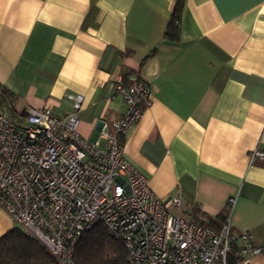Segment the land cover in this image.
Listing matches in <instances>:
<instances>
[{
  "label": "crops",
  "instance_id": "obj_1",
  "mask_svg": "<svg viewBox=\"0 0 264 264\" xmlns=\"http://www.w3.org/2000/svg\"><path fill=\"white\" fill-rule=\"evenodd\" d=\"M175 0H0V81L17 110H71L79 131L125 111L116 80L142 79L151 103L124 154L159 197L179 194L264 248V0H186L180 38H165ZM16 223L0 209V236ZM239 264V263H238ZM264 264V249L252 258Z\"/></svg>",
  "mask_w": 264,
  "mask_h": 264
},
{
  "label": "built area",
  "instance_id": "obj_2",
  "mask_svg": "<svg viewBox=\"0 0 264 264\" xmlns=\"http://www.w3.org/2000/svg\"><path fill=\"white\" fill-rule=\"evenodd\" d=\"M116 88L125 111L101 121L99 138L79 131L84 96L70 95L71 110L53 115L49 106L28 108L16 122L0 105V209L57 259L75 264L81 235L95 225L122 240L130 264H226L235 239L228 216L219 229L179 194L157 196L149 178L126 158L123 139L151 103V88L139 79ZM264 159L254 150L251 161ZM200 209V207H199ZM176 210V212H173ZM239 264H252L263 247L248 233L238 238Z\"/></svg>",
  "mask_w": 264,
  "mask_h": 264
},
{
  "label": "trees",
  "instance_id": "obj_3",
  "mask_svg": "<svg viewBox=\"0 0 264 264\" xmlns=\"http://www.w3.org/2000/svg\"><path fill=\"white\" fill-rule=\"evenodd\" d=\"M186 0H175L165 38L178 41L181 31L182 13ZM18 96L0 81V105L7 115L16 122L26 114V110H17ZM193 205V204H192ZM196 211H201L194 206ZM206 224L219 229L228 216L227 211H220L215 216H207ZM228 251L226 264H238L242 257V246L238 242L241 233H237ZM75 264H130L128 251L122 240L112 236L106 227L99 223L86 230L80 237L75 254ZM0 264H58L57 259L35 237L24 228L15 224L0 236Z\"/></svg>",
  "mask_w": 264,
  "mask_h": 264
},
{
  "label": "rangeland",
  "instance_id": "obj_4",
  "mask_svg": "<svg viewBox=\"0 0 264 264\" xmlns=\"http://www.w3.org/2000/svg\"><path fill=\"white\" fill-rule=\"evenodd\" d=\"M173 212H176V210H173Z\"/></svg>",
  "mask_w": 264,
  "mask_h": 264
}]
</instances>
